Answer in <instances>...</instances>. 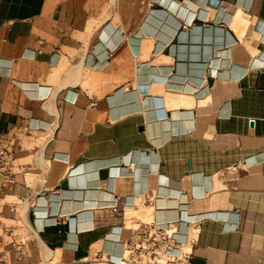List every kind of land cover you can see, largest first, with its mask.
<instances>
[{
  "label": "crops",
  "instance_id": "1",
  "mask_svg": "<svg viewBox=\"0 0 264 264\" xmlns=\"http://www.w3.org/2000/svg\"><path fill=\"white\" fill-rule=\"evenodd\" d=\"M0 138V264L180 219L195 264H264V0H0Z\"/></svg>",
  "mask_w": 264,
  "mask_h": 264
},
{
  "label": "built area",
  "instance_id": "2",
  "mask_svg": "<svg viewBox=\"0 0 264 264\" xmlns=\"http://www.w3.org/2000/svg\"><path fill=\"white\" fill-rule=\"evenodd\" d=\"M16 149L13 144H8L0 138V206L12 205L6 201V195L13 193L17 183V176L23 170L16 165ZM14 211V206H10ZM205 216L186 218L188 224H198ZM184 220L170 222L160 226L154 222H143L132 229L131 237L125 241V249L118 260H112L101 253H97L90 263L109 262L111 264H195L194 255L189 246L181 244L177 236L180 223ZM2 233L12 235V244L17 252L23 254L20 242L17 243L16 235L8 228L1 227ZM181 247V248H180ZM180 249V250H179ZM5 262V261H4Z\"/></svg>",
  "mask_w": 264,
  "mask_h": 264
},
{
  "label": "bare ground",
  "instance_id": "3",
  "mask_svg": "<svg viewBox=\"0 0 264 264\" xmlns=\"http://www.w3.org/2000/svg\"><path fill=\"white\" fill-rule=\"evenodd\" d=\"M148 219V218H147ZM149 220V219H148ZM151 220V218H150ZM54 254V252L51 249H48V253H47V259H50L51 256ZM56 254V253H55ZM54 258V257H53ZM56 258H54L52 261H54ZM51 261V260H50ZM45 264H50L49 262L45 263Z\"/></svg>",
  "mask_w": 264,
  "mask_h": 264
},
{
  "label": "rangeland",
  "instance_id": "4",
  "mask_svg": "<svg viewBox=\"0 0 264 264\" xmlns=\"http://www.w3.org/2000/svg\"><path fill=\"white\" fill-rule=\"evenodd\" d=\"M128 227H130V225H128ZM44 262V261H43ZM45 263V262H44ZM50 264H56L55 262H49Z\"/></svg>",
  "mask_w": 264,
  "mask_h": 264
}]
</instances>
